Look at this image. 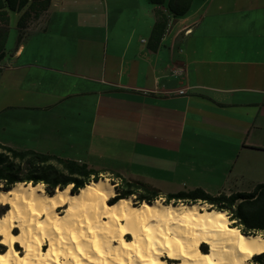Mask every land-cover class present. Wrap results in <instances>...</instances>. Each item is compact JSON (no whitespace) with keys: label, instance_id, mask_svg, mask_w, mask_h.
Instances as JSON below:
<instances>
[{"label":"crops","instance_id":"0c3cea01","mask_svg":"<svg viewBox=\"0 0 264 264\" xmlns=\"http://www.w3.org/2000/svg\"><path fill=\"white\" fill-rule=\"evenodd\" d=\"M168 1L51 0L35 26L55 34L57 44L34 47L32 61L21 66L40 70L33 72L37 103L25 109L42 114L35 122L40 139L61 131L62 116L77 118L67 133L85 127L93 138L100 135L84 157L43 152L159 181L174 189L167 193L251 191L264 183V0H193L185 15L171 14V28L152 50L155 9L166 11ZM82 25L95 36L86 35L80 49L68 32ZM25 50L19 45L15 57ZM176 65L186 67L184 79L171 74ZM185 86L187 95L165 93ZM117 127L135 133L130 138L153 162L96 164L94 156L108 149V131Z\"/></svg>","mask_w":264,"mask_h":264},{"label":"bare ground","instance_id":"6f19581e","mask_svg":"<svg viewBox=\"0 0 264 264\" xmlns=\"http://www.w3.org/2000/svg\"><path fill=\"white\" fill-rule=\"evenodd\" d=\"M116 194L105 178L76 193L72 184L53 194L42 183L0 190V264H255L264 253V237L243 234L225 211L133 197L111 203Z\"/></svg>","mask_w":264,"mask_h":264},{"label":"trees","instance_id":"16d2710c","mask_svg":"<svg viewBox=\"0 0 264 264\" xmlns=\"http://www.w3.org/2000/svg\"><path fill=\"white\" fill-rule=\"evenodd\" d=\"M164 5L166 0H151ZM193 0H169L166 11L155 9L156 22L150 38L149 47L157 50L170 22L174 17L185 15ZM51 0H0V64L6 55V43L10 33V12H22L18 27L23 33L30 27L31 19H38L50 7ZM25 31V32H24ZM117 180L116 196L110 202L136 195L139 202H154L162 198V190L140 179H130L114 170L105 171ZM104 171L89 167L74 159L39 152L34 149H19L0 141V190H9L17 183H42L48 193L73 185L78 192L93 180H99ZM134 198V197H133ZM167 203H208L213 209L225 211L233 226L243 234L264 237V183L257 184L251 191H236L230 194H212L203 188L180 190L165 194ZM0 247L6 246L0 243ZM204 251V248H202ZM253 261L264 264V253L255 255Z\"/></svg>","mask_w":264,"mask_h":264},{"label":"rangeland","instance_id":"374dc122","mask_svg":"<svg viewBox=\"0 0 264 264\" xmlns=\"http://www.w3.org/2000/svg\"><path fill=\"white\" fill-rule=\"evenodd\" d=\"M21 15L22 12L10 13V33L5 48L6 55L1 62L2 68L0 69V141L21 149L32 148L40 152L51 151L59 154L66 153L67 155H71L74 158L75 156L84 157L86 152L89 150L88 147L92 145L91 139H98L100 135L99 133H95V136L93 138V132L88 129H85V127H82L78 131H72L67 133V124H69L68 129L72 130V128H76L75 125H72V123H74V120H77V118H73L71 116L65 118L64 116H62L58 118L62 124L60 127L61 131H57V133H53L51 136L50 133H48V135L45 134L44 138L40 139L39 129L36 128L35 122L40 120V116L42 114H40L39 111H30L25 109V105H27V103H37L35 102L31 94L32 92H34L35 81L36 83H38L39 80L35 78L33 72H40V70L36 67H27L28 69H24L23 71H21V66L27 63V61H32L33 58L30 57V55L34 47H39L40 50V47L42 46L49 47L50 44H57V40L55 34L44 35V33H41L43 32L41 29L42 24L40 23L35 26V24L38 23L37 19L35 18L31 19V22L29 23L30 29L26 31V34L20 31L18 27V22L20 20ZM45 15L46 12L42 13L40 18L45 17ZM102 29L103 26L101 25L100 28H98V30L96 31V36L97 32L101 31ZM68 34V38L71 39L72 45H75V47L80 49L84 47V44H86V42L84 43L86 35H89L90 38L95 36L93 30H86L83 25L75 28L74 32H68ZM74 39H77L78 41L75 42ZM21 44L26 46V50L22 59L18 60L17 57H15V54L19 45ZM69 45H71V43ZM96 46H99L98 43L96 44ZM46 84L51 86V83L49 82H46ZM49 114L50 113L45 114V119H48V121L52 119L48 118ZM115 130L116 131L109 130L107 133L108 138L106 137V147L108 149H106V153H101L99 155L100 157L94 154L96 155L94 157H97L96 164L101 161L119 163L123 161L120 159H125L126 161H130L131 163H138L142 160L146 161L147 163L153 162L151 156H147L145 154V149L141 147V143L138 146L137 144H135L134 139L130 138V136L135 135V133H132L130 132V130L124 129L122 127H117ZM65 136L77 137L78 139L83 140L84 142H81L82 144H79L80 142H75L73 140V144H67L69 142L66 141ZM120 144L125 149L119 147ZM135 145H137L138 148H135ZM137 166L145 167V163ZM127 167V169H130V166ZM100 177L108 179L115 186L116 189V185L114 184V182H116L117 180L112 174L104 172L100 175ZM128 177L136 178L138 176H131L130 174H128ZM139 178L145 179L141 176ZM158 182L153 181L151 184L152 186L156 188L158 187V189L162 190L163 197L159 199L166 201L165 194L168 191L174 189L171 186H162L161 183ZM133 197L134 201L136 200L137 202H139L136 195H134ZM179 203L183 202L179 201ZM201 204H206L208 208L212 207L208 203ZM5 211L6 208L0 209V216L3 215ZM17 231H19V229ZM1 238L2 236L0 235V240ZM202 247L205 250L209 249V247L205 244H203ZM16 248L21 252L23 250L21 245H17ZM45 248H48V246H45ZM2 249L3 250L1 251L5 250V248ZM251 262H253V259H251ZM254 263L257 264L256 262Z\"/></svg>","mask_w":264,"mask_h":264},{"label":"built area","instance_id":"2783aa9c","mask_svg":"<svg viewBox=\"0 0 264 264\" xmlns=\"http://www.w3.org/2000/svg\"><path fill=\"white\" fill-rule=\"evenodd\" d=\"M171 24H172V20H171V17H170V22H169L168 27H167L166 30L169 29V27L171 26ZM171 74L173 76H175V77L184 79L186 77V75H187V69L183 65H176L173 68H171ZM188 88L189 87L185 86V87L178 88L176 90L166 91L165 93L168 94V95H171V96L187 95L188 94Z\"/></svg>","mask_w":264,"mask_h":264}]
</instances>
